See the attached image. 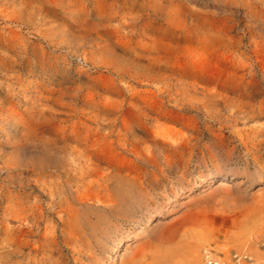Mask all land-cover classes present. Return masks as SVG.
Instances as JSON below:
<instances>
[{
    "label": "rangeland",
    "instance_id": "obj_1",
    "mask_svg": "<svg viewBox=\"0 0 264 264\" xmlns=\"http://www.w3.org/2000/svg\"><path fill=\"white\" fill-rule=\"evenodd\" d=\"M207 249L264 264V0H0V264Z\"/></svg>",
    "mask_w": 264,
    "mask_h": 264
},
{
    "label": "bare ground",
    "instance_id": "obj_2",
    "mask_svg": "<svg viewBox=\"0 0 264 264\" xmlns=\"http://www.w3.org/2000/svg\"><path fill=\"white\" fill-rule=\"evenodd\" d=\"M243 69H245V67L243 68ZM248 70V69H247ZM244 72V71H243ZM246 73V72H245ZM240 74V73H239ZM246 78V77H245ZM122 102V101H121ZM115 106V105H114ZM113 106V108H114V110H115V107ZM116 106H118V105H116ZM110 108V107H109ZM123 109V108H122ZM126 109V108H125ZM108 110V109H107ZM117 111H118V109H117ZM125 111V110H124ZM144 111V110H143ZM126 112V111H125ZM89 120V119H88ZM95 124V123H94ZM94 126V125H93ZM84 129V128H83ZM94 129V128H93ZM84 132V131H83ZM77 133V132H76ZM89 133V132H88ZM81 134V133H80ZM76 135V134H75ZM83 135V134H82ZM98 135V134H97ZM75 139V138H74ZM78 141V140H77ZM81 141V140H80ZM79 143V142H78ZM164 143V142H163ZM81 144V143H80ZM171 144V143H170ZM181 144H183V143H181ZM187 144V143H186ZM185 144V145H186ZM136 152V151H135ZM136 154V153H135ZM138 154V153H137ZM90 155V154H89ZM78 156V155H77ZM80 157V156H79ZM79 159V158H78ZM86 161V160H85ZM87 163V162H86ZM87 164H89V163H87ZM90 166V165H89ZM87 167H88V165H87ZM90 169V168H89ZM92 172H93V169H92ZM122 172V171H121ZM99 173V172H98ZM101 173V172H100ZM83 174V173H82ZM89 174V173H88ZM85 175V174H84ZM81 178H82V176H81ZM116 178V177H115ZM90 181V180H89ZM90 183H93V182H90ZM100 184V183H99ZM135 184V183H134ZM87 185V184H86ZM89 185V184H88ZM96 186V185H95ZM49 195V194H48ZM42 196V195H41ZM83 196V195H82ZM56 199V198H55ZM82 200H84V199H82ZM98 200H99V198H98ZM103 202V201H102ZM69 204V203H68ZM61 206V205H60ZM64 206V205H63ZM62 206V209L64 208ZM107 206V205H106ZM38 207V206H37ZM42 208V207H41ZM54 208V207H53ZM66 210H68V209H66ZM73 209H71V211H72ZM63 211H65V210H63ZM56 212V211H55ZM66 212V211H65ZM70 212V211H69ZM69 212H68V214H69ZM41 213V212H40ZM38 214V213H37ZM42 214V213H41ZM41 214H39L40 216H41ZM57 214V213H56ZM61 214H62V212H61ZM66 214V213H65ZM43 215V214H42ZM46 215V214H45ZM71 215V214H70ZM69 216V215H68ZM31 217V215L30 214H26V211H25V209L24 208H18L17 209V214L15 215V218L16 219H18V220H20V221H22V220H28L29 218ZM38 217V216H37ZM62 217V216H61ZM41 218V217H40ZM39 218V219H40ZM67 218V217H66ZM10 219H12V218H10ZM14 219V218H13ZM12 219V220H13ZM65 219V218H64ZM7 221V220H6ZM40 221V220H39ZM47 221V220H46ZM60 221V220H59ZM64 221V220H63ZM62 221V222H63ZM18 222V221H17ZM32 222V221H31ZM30 222V223H31ZM50 222V221H49ZM65 222V221H64ZM8 223H10V221L8 222ZM68 223V222H67ZM66 223V224H67ZM62 224H64V223H62ZM10 226V225H9ZM8 226V227H9ZM16 226V225H15ZM48 226V225H47ZM53 227V226H52ZM66 227V226H65ZM6 228V227H5ZM12 228V227H11ZM55 228H56V226H55ZM58 228V227H57ZM7 229H9V228H7ZM14 229V228H13ZM12 230V229H11ZM35 230H36V225L35 224H33V225H29V224H26V223H22L21 224V226H19V227H16V229H14V230H12L11 232H10V235L11 236H13L14 237V239H12V240H14L13 242H15V244H17V246H18V248H16L15 250H18L19 249V245H22V246H26V244H28V243H30L29 241H24V242H22L23 240H21L20 238H22V237H29L30 236V234H34V232H35ZM73 231V230H72ZM75 231V230H74ZM54 232V231H53ZM8 233V232H7ZM55 233V232H54ZM72 233V232H71ZM76 233V232H75ZM47 234V233H46ZM9 235V234H8ZM53 235V234H52ZM75 235V234H74ZM45 236V235H44ZM64 236V235H63ZM48 238V237H47ZM64 238V237H63ZM34 239V238H33ZM51 239V238H50ZM9 240V239H8ZM29 240V239H28ZM31 240V239H30ZM38 240V239H37ZM36 240V241H37ZM41 241V240H40ZM48 241V240H47ZM50 241V240H49ZM10 242H12L11 240H10ZM37 243V242H36ZM44 244V243H43ZM53 244V243H52ZM46 246H48V245H46ZM52 246V245H51ZM15 247V246H14ZM23 247V248H24ZM35 249V248H34ZM37 249V248H36ZM43 249H44V247H43ZM13 250V249H12ZM20 250V249H19ZM77 250V249H76ZM32 251V250H31ZM35 251V250H34ZM38 251H40V247H39V249H38ZM13 253H14V251H13ZM18 253V252H17ZM20 253H23V252H21L20 251ZM80 253V252H79ZM19 254V253H18ZM30 254V253H29ZM32 254V253H31ZM22 255V254H21ZM36 255V254H35ZM38 256V255H37ZM203 260H204V263L205 264H222V262H221V260L219 261L218 260V258H216L214 255H212V253L210 252V250H205V253H203ZM46 261V260H45ZM44 262V261H43Z\"/></svg>",
    "mask_w": 264,
    "mask_h": 264
}]
</instances>
